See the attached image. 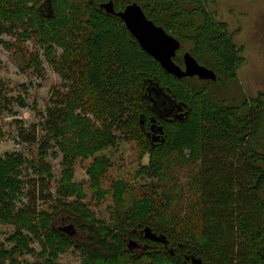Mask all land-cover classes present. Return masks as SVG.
I'll return each mask as SVG.
<instances>
[{"label": "trees", "instance_id": "obj_1", "mask_svg": "<svg viewBox=\"0 0 264 264\" xmlns=\"http://www.w3.org/2000/svg\"><path fill=\"white\" fill-rule=\"evenodd\" d=\"M108 1L52 0L54 15L47 17L39 9L44 0H0V46L21 48L35 40L64 81L42 121L20 134L38 145L37 155L0 156V223L15 227L6 239L11 246L0 242V264H18L19 254H35L34 241L42 245L45 264H56L72 247L83 252V264H135L144 258L150 264H196L193 256L202 264H264V95L217 101L212 90L238 82L242 48L227 24L215 19L212 0H114L116 13L138 3L149 19L181 41V49L189 46L187 51L217 75L216 81L179 79L141 48L121 18L101 7ZM174 60L185 67L182 52ZM27 67L43 72L39 52L29 54ZM150 88L187 112L163 125L164 140L155 147L141 124L149 117L163 120L147 97ZM29 96L27 85L0 79V144L6 136L2 114L28 107ZM117 131L151 156L137 172L150 181L140 184L147 188L134 205L125 204L132 187L124 181L112 185L111 221L95 219L80 204L73 209L62 198L57 199L65 207L60 212L53 204V211H39L23 203L25 197L51 199L54 173L47 156L52 148L57 154V147L66 166L59 193L84 198L82 187L72 183L74 158L115 147ZM109 165L106 157L95 159L89 169L94 184H99V170ZM97 194L102 198L106 192L99 188ZM65 212L82 238L53 224ZM147 227L166 236L167 244L147 238ZM130 239L149 248L130 251Z\"/></svg>", "mask_w": 264, "mask_h": 264}, {"label": "rangeland", "instance_id": "obj_2", "mask_svg": "<svg viewBox=\"0 0 264 264\" xmlns=\"http://www.w3.org/2000/svg\"><path fill=\"white\" fill-rule=\"evenodd\" d=\"M210 11L218 21L225 22L228 30L234 36V41L241 49V56L244 57V64L238 69V82L229 86L227 89L213 86L214 98L235 101L236 99L256 98L259 94L264 95V0H212ZM6 40L13 41L14 38L3 36ZM187 46L183 49L184 55ZM39 52L44 63V70L39 74L35 69L27 67V58L30 53ZM61 52V51H59ZM0 79L9 82L11 86L27 85L30 96L29 106L26 108L16 107L13 114L3 113L1 116L6 136L0 144V156L7 152L19 151L28 158L35 157L38 153V145H30L23 141L20 136L22 132H28L32 125L42 121L41 114H46L48 104L52 101L53 92L57 89L64 90L63 79L57 74L48 60L43 56V51L35 40H27L23 47L13 45L10 49L0 46ZM264 100V97H263ZM35 107V109H34ZM118 144L115 147H107L87 159L75 156L72 164V183L82 187L85 197H64L59 193L58 188L61 180L65 176L66 166L64 154L58 147L57 154L53 153V148L49 150L47 160L53 167L54 179L51 181V199L43 201L25 197L23 203L28 206H35L38 210H54L50 208L53 204L56 211L60 212L65 207L60 208L57 199L62 198L66 204H80L86 208L88 214L98 220L111 221L112 209L116 204L112 185L117 181H124L131 185V191L124 197L125 204L134 205L135 200L144 193V188L140 184H146L150 180L138 177L137 172L143 165L150 163V152L143 153L142 147L135 140L127 139L117 131ZM143 155L141 156V154ZM73 154V153H72ZM99 157H106L110 165L104 171L98 172L100 177L99 184H94L89 169ZM182 177V175H181ZM157 183V179L153 180ZM152 182V181H151ZM93 185L97 186L94 187ZM101 188L106 194L100 198L97 190ZM112 190V191H111ZM181 206L186 211L187 199ZM77 210V209H76ZM69 213L65 212L57 215L53 224L58 227H66L70 223L74 224V231L71 237L82 238V235L74 223L69 218ZM14 226L0 223V242L6 247L11 246L7 238L13 233ZM67 233V232H66ZM69 235V234H68ZM36 253H24L17 256L18 264H45V257H42V245L38 241L31 243ZM83 252L73 247L61 253L56 260V264H83ZM135 264H150L149 259L144 258Z\"/></svg>", "mask_w": 264, "mask_h": 264}, {"label": "water", "instance_id": "obj_3", "mask_svg": "<svg viewBox=\"0 0 264 264\" xmlns=\"http://www.w3.org/2000/svg\"><path fill=\"white\" fill-rule=\"evenodd\" d=\"M101 7L107 13L116 14L121 18L138 40L141 48L155 58L168 73L179 79L198 76L201 80H217L215 71L200 64L190 52L184 54V68L177 64L174 58L182 46L181 41L169 34L162 26L157 25L153 20L149 19L138 3L133 2L126 6L124 10L117 13L114 10V0L103 3ZM39 9L47 17L54 15L52 0H44ZM147 97L152 103V108L157 110L158 115L161 117L170 115L176 108L179 111L184 108L182 104L171 101L166 94L156 88H150ZM186 114L187 112L178 113L176 118L182 120ZM158 129L160 132H163L162 126H158ZM60 230L72 236L74 231L71 230H74V224L70 223L65 228H60ZM144 232L147 238L154 241H161L165 244L168 242L166 236L163 234L158 235L150 227L145 228ZM128 245L131 249L139 247V243L134 239H130ZM171 253H174L173 249H171ZM193 262L202 264L201 258L196 256H193Z\"/></svg>", "mask_w": 264, "mask_h": 264}, {"label": "flooded vegetation", "instance_id": "obj_4", "mask_svg": "<svg viewBox=\"0 0 264 264\" xmlns=\"http://www.w3.org/2000/svg\"><path fill=\"white\" fill-rule=\"evenodd\" d=\"M182 51H183V49L180 48V50L178 52L181 53ZM186 52H188V51H186ZM186 52H184V53H186ZM183 58H184V55H183ZM203 81H205V80H203ZM156 112L158 113L157 110H156ZM183 112H184V109L179 111L178 108H176L175 110H173L171 112L170 115H166L163 118L159 117L155 113L159 118H161L163 120H159L158 118H155V117H149V118H144L143 121H141L142 129L145 133L147 140L149 141V143L152 147H155L156 145H158V143H160L164 140V135H163L164 132H160V130L158 129V126H162L164 129L163 125H165L166 122L178 120V118H176V115L178 113L180 114ZM58 228L60 229V228H64V227L58 226ZM137 241L139 243V247H134L133 249H131V248H129V245H128V249L130 251H135L137 254H141L143 252H146L147 249L149 248V245H146V243H144L143 241H141L139 239H137Z\"/></svg>", "mask_w": 264, "mask_h": 264}, {"label": "bare ground", "instance_id": "obj_5", "mask_svg": "<svg viewBox=\"0 0 264 264\" xmlns=\"http://www.w3.org/2000/svg\"><path fill=\"white\" fill-rule=\"evenodd\" d=\"M114 5H115V2H114Z\"/></svg>", "mask_w": 264, "mask_h": 264}]
</instances>
